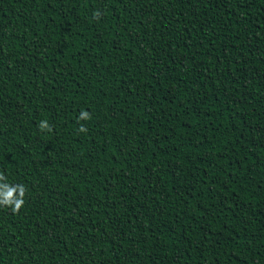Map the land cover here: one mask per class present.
<instances>
[{
  "label": "trees",
  "instance_id": "1",
  "mask_svg": "<svg viewBox=\"0 0 264 264\" xmlns=\"http://www.w3.org/2000/svg\"><path fill=\"white\" fill-rule=\"evenodd\" d=\"M0 173V264H264V0H0Z\"/></svg>",
  "mask_w": 264,
  "mask_h": 264
},
{
  "label": "clouds",
  "instance_id": "2",
  "mask_svg": "<svg viewBox=\"0 0 264 264\" xmlns=\"http://www.w3.org/2000/svg\"><path fill=\"white\" fill-rule=\"evenodd\" d=\"M79 119L88 120L91 119L90 114L87 111H82ZM38 127L44 131H51V127L47 120L40 121ZM80 132H87V128L81 125ZM6 177L0 173V206L10 207L12 211L19 212L24 205V196L26 188L23 184L10 185L4 183Z\"/></svg>",
  "mask_w": 264,
  "mask_h": 264
}]
</instances>
